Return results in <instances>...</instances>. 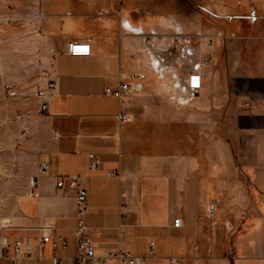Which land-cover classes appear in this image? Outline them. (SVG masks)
I'll return each instance as SVG.
<instances>
[{
    "label": "crops",
    "instance_id": "obj_1",
    "mask_svg": "<svg viewBox=\"0 0 264 264\" xmlns=\"http://www.w3.org/2000/svg\"><path fill=\"white\" fill-rule=\"evenodd\" d=\"M252 2L260 11L230 16L228 28L183 16L168 34V22L151 26L150 14L116 0H4L5 19L22 21V49L48 63V99L39 112L47 140L15 186L0 188V240L11 246L0 264H74L70 176L86 190L83 223L105 259L89 264H116L106 256L119 246L148 264H264V0ZM71 42L90 54L70 56ZM193 73L196 91L186 82ZM120 81L127 95L105 94ZM120 113L130 118L120 123ZM89 154L99 170L88 169ZM174 217L182 227H171Z\"/></svg>",
    "mask_w": 264,
    "mask_h": 264
},
{
    "label": "rangeland",
    "instance_id": "obj_2",
    "mask_svg": "<svg viewBox=\"0 0 264 264\" xmlns=\"http://www.w3.org/2000/svg\"><path fill=\"white\" fill-rule=\"evenodd\" d=\"M116 1L137 16L150 14L151 26L168 22L163 27L168 34L173 23L179 24L183 16L203 18L210 26L228 28L230 16L244 17L260 11L252 0ZM5 12L4 0H0V188L8 179L15 186L17 175L34 159L39 141L47 140L37 99H44L42 87L48 63L37 52L22 49L27 38L17 34L22 21L6 20Z\"/></svg>",
    "mask_w": 264,
    "mask_h": 264
},
{
    "label": "built area",
    "instance_id": "obj_3",
    "mask_svg": "<svg viewBox=\"0 0 264 264\" xmlns=\"http://www.w3.org/2000/svg\"><path fill=\"white\" fill-rule=\"evenodd\" d=\"M182 52L184 55H192V38L191 37H182ZM66 53L70 56H88L90 54V45L86 43H77L71 42L68 43L66 47ZM203 65L206 64V61H203ZM129 77L131 79H144L145 75L143 73L134 72L130 73ZM187 86L190 90L196 91L200 88V75L193 73L187 77ZM54 88V83H50L48 85V90L51 91ZM105 94L108 96H112L115 98H122L130 92L129 84L126 82L120 81L115 88H106ZM47 96H45V101L41 104V110L44 111L47 108ZM130 116L127 113H120L118 115V120L120 123L126 122ZM102 162L94 155L89 154L87 159V166L90 171H97L101 168ZM47 170V165L42 164L39 168V172L41 174L45 173ZM68 186L70 188L77 189L76 194V217H77V225L74 228V238L76 243V252L73 257L74 264H89L94 261L104 262L105 259H97L94 256L93 247L88 238L87 229L83 223V217L87 213L88 208L86 206V190L80 185V177L79 176H70L68 178ZM218 205L215 202H211L208 205L207 216L209 219H214L217 215ZM171 227L180 228L182 227V220L179 217H174L171 222ZM45 234H43V237ZM11 246L5 240H0V258L3 257L9 250ZM15 252L19 254L21 252L20 242L16 241L13 246ZM155 243L150 242L148 245V257H153L155 254ZM27 256H31L29 248H27ZM107 259L114 260L116 264H148L147 258L135 257L131 253L124 251L121 247H117L108 252ZM170 264H178L179 261L176 258L169 259ZM52 264H61L59 259H53Z\"/></svg>",
    "mask_w": 264,
    "mask_h": 264
}]
</instances>
